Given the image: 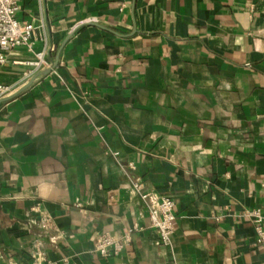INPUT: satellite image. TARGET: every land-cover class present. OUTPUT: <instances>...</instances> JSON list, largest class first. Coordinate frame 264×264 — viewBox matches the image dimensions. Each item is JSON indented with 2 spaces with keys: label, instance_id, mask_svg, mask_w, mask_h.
<instances>
[{
  "label": "crops",
  "instance_id": "crops-1",
  "mask_svg": "<svg viewBox=\"0 0 264 264\" xmlns=\"http://www.w3.org/2000/svg\"><path fill=\"white\" fill-rule=\"evenodd\" d=\"M17 19L55 50L30 78L26 48L0 67L16 91L35 78L0 105V264L37 240L75 264H264L242 216L263 207L264 0H20ZM135 181L175 201L173 248ZM134 226L120 256L93 252Z\"/></svg>",
  "mask_w": 264,
  "mask_h": 264
},
{
  "label": "built area",
  "instance_id": "built-area-1",
  "mask_svg": "<svg viewBox=\"0 0 264 264\" xmlns=\"http://www.w3.org/2000/svg\"><path fill=\"white\" fill-rule=\"evenodd\" d=\"M20 10V0H0V67L8 63L9 55L18 48H26L32 55V59L22 62L30 70L25 78H30L47 67L48 61L46 54L48 50L54 52V47H48L44 50L35 48L34 37L38 28L29 22H21L17 19ZM21 63V62H20ZM16 92V86L0 84V100L9 97ZM118 157V153L113 154ZM130 167H135L131 164ZM133 193L138 195L144 202L149 225L159 236V244L163 247L173 248V234L177 216L175 213L176 203L169 197L157 198L151 193L144 191L141 182H133ZM263 207L259 209L246 210L243 217L249 219L257 234V243L264 245V181L262 183ZM33 211L39 215V227L45 232L55 230V221L53 217L42 211L39 206L33 208ZM142 231L139 226L127 229L122 235H113L103 233L96 241L93 252L99 256L110 259L120 256L132 243V236L135 232ZM59 233L50 237L52 242L60 239ZM32 264H75L69 258L64 257L61 261L48 259L44 250L42 241L37 240L32 244Z\"/></svg>",
  "mask_w": 264,
  "mask_h": 264
},
{
  "label": "water",
  "instance_id": "water-1",
  "mask_svg": "<svg viewBox=\"0 0 264 264\" xmlns=\"http://www.w3.org/2000/svg\"><path fill=\"white\" fill-rule=\"evenodd\" d=\"M58 61H59V58L57 59V62L51 68L43 71L42 73H40V75L45 76V75L49 74L57 66ZM34 80H35V78H34ZM34 80H32L30 83H28L27 85H25L24 87H22L21 89L16 91L14 94L10 95L9 97H6V98L0 100V105L2 103L8 102V101L13 100L14 98H16L19 94H21L23 91H25L27 88H29Z\"/></svg>",
  "mask_w": 264,
  "mask_h": 264
}]
</instances>
